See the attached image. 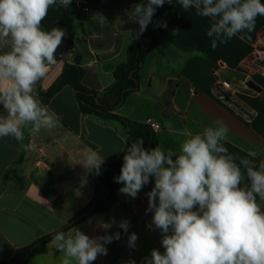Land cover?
<instances>
[{
	"label": "crops",
	"instance_id": "0c3cea01",
	"mask_svg": "<svg viewBox=\"0 0 264 264\" xmlns=\"http://www.w3.org/2000/svg\"><path fill=\"white\" fill-rule=\"evenodd\" d=\"M74 2L95 6L98 14H74L61 27L75 47L34 85L36 94L54 83L66 63L76 61H81L86 70L83 84L87 88H109L115 83V69L127 60V49L137 39L138 23L129 22L125 10L141 0ZM212 22L194 8L183 10L179 0H174L171 30L161 35L159 47L146 56L139 90L115 113L133 122L158 124L159 147L177 155L185 139L223 121L229 128L226 142L246 153L255 151L256 157L264 159V96L247 84L251 80L264 91V75L251 64L254 47L264 33V16L256 18L251 32L245 30L225 43L217 41L216 48L211 46L213 38L207 36ZM194 51L203 55H192ZM223 83L230 85L236 106L215 94ZM10 84L5 82L4 86ZM45 107L54 114V127L33 131L27 125L21 141L0 138V261L60 230L85 208L94 197V186L89 180L92 169L82 162L92 153L102 163L114 162L126 144L125 127L116 120L83 114L70 86ZM242 109L252 111L253 117L246 118ZM0 116H7L5 109ZM40 149L45 158L38 166ZM153 187L154 178L150 177L137 197L124 195L125 206L117 204L111 211L75 226L90 237L121 233L118 241L105 245L107 255L98 256L91 264H126L129 260L144 264L152 249L164 252L162 233L149 227L153 213L146 212L147 193ZM257 202L264 209V201L258 198ZM113 218L117 224L128 221L127 234L116 224L107 230L101 227ZM132 233L138 237L134 249L128 246ZM61 260L62 253L50 241L29 264H61Z\"/></svg>",
	"mask_w": 264,
	"mask_h": 264
},
{
	"label": "clouds",
	"instance_id": "9594fccd",
	"mask_svg": "<svg viewBox=\"0 0 264 264\" xmlns=\"http://www.w3.org/2000/svg\"><path fill=\"white\" fill-rule=\"evenodd\" d=\"M71 2L0 0V105L7 112L0 116V138L21 141L27 125L33 131L55 126L54 114L42 104L34 85L57 63L66 33L58 27L45 31L41 23L51 6L67 7ZM166 2L172 0H141L125 10L128 21L139 25L137 36ZM179 4L213 21L207 32L213 38L212 48L217 41L225 43L245 30L251 32L256 18L264 16L261 0H179ZM158 26L167 27L166 23ZM192 55L203 54L194 51ZM214 123L185 139L178 155L159 146L145 149L142 138L126 148L120 174L114 178L123 184L119 192L135 198L154 178L146 212L153 213L149 227L162 233L164 252L152 249L144 264H264V209L257 202V198L264 201V159L257 167L247 158H255V151L247 157L229 153L223 143L229 128L223 121ZM102 162L92 153L82 164L98 172ZM114 224L128 233L126 220L117 224L113 218L101 227L107 230ZM120 238V232L90 237L73 227L67 234L56 232L51 243L62 253L61 264H91L107 255L105 245ZM137 239L130 234L128 246L134 249Z\"/></svg>",
	"mask_w": 264,
	"mask_h": 264
},
{
	"label": "trees",
	"instance_id": "16d2710c",
	"mask_svg": "<svg viewBox=\"0 0 264 264\" xmlns=\"http://www.w3.org/2000/svg\"><path fill=\"white\" fill-rule=\"evenodd\" d=\"M84 5L77 4L74 0L67 7L60 4L53 5L49 9L47 17L42 21L41 26L47 31L56 27L61 28L71 21V17L74 14H80ZM173 9L174 0H172L171 4L166 2L163 7L157 8L153 16V22L128 47L127 60L115 69L114 85L103 91H95L87 88L83 84L86 70L81 61H76L74 63H66L54 83L47 90L37 93L42 104L46 106L65 86H70L75 91L83 114L102 119L116 120L126 129V144L117 160L111 163H102L98 172L92 169L89 173V180L94 186V197L92 201L58 231H63L67 234L71 228L87 221L95 215L111 211L117 204H123L125 206L123 203L125 194L119 192L123 184L115 182L114 178L120 174L126 148L135 142L137 138L143 139V147L145 149L159 146L157 133L151 124L130 121L116 114L115 111L132 93L139 90L141 66L146 56L159 47L161 35L171 30ZM161 23H166L167 27H159L158 25ZM138 29L139 25L137 26V32ZM3 109V106L0 105V111ZM223 143L228 149V152L234 156L247 157L246 152L228 142ZM247 158L253 159L257 167L259 161L262 160L260 157ZM56 232L26 247L18 249L11 259L0 261V264H29L37 254L44 252L47 243L51 241Z\"/></svg>",
	"mask_w": 264,
	"mask_h": 264
},
{
	"label": "built area",
	"instance_id": "2783aa9c",
	"mask_svg": "<svg viewBox=\"0 0 264 264\" xmlns=\"http://www.w3.org/2000/svg\"><path fill=\"white\" fill-rule=\"evenodd\" d=\"M82 13L87 15L89 14L97 15L98 9L90 4H85L84 7L82 8ZM251 64L256 70L261 71L262 74L264 75V33L257 41L254 47V51L251 58ZM215 94L217 95L219 100L225 101L233 106H236L233 100H231L232 98L230 96V85L228 83H223L222 85L218 86L215 89ZM242 110L246 118L251 119L253 117L254 113L252 111L246 109H242ZM151 126L155 131H158L160 129V126L158 124H151ZM44 158H45L44 150L40 149V156L37 160L38 166L44 163Z\"/></svg>",
	"mask_w": 264,
	"mask_h": 264
},
{
	"label": "water",
	"instance_id": "95a60500",
	"mask_svg": "<svg viewBox=\"0 0 264 264\" xmlns=\"http://www.w3.org/2000/svg\"><path fill=\"white\" fill-rule=\"evenodd\" d=\"M75 47V42L72 38H67V37H64L63 38V42L62 44L60 45V47L58 48L57 50V55H56V59L57 61H60L61 60V56L64 54V53H67L69 50L73 49ZM247 84L252 88L254 89L255 91L259 92L262 94V96H264V91H263V88L260 87L259 85L255 84L253 81L251 80H248L247 81Z\"/></svg>",
	"mask_w": 264,
	"mask_h": 264
}]
</instances>
